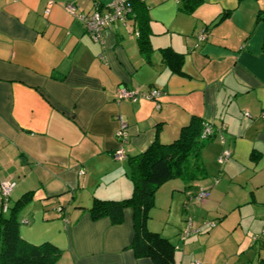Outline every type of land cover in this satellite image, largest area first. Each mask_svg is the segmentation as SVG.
Here are the masks:
<instances>
[{"label":"crops","instance_id":"crops-1","mask_svg":"<svg viewBox=\"0 0 264 264\" xmlns=\"http://www.w3.org/2000/svg\"><path fill=\"white\" fill-rule=\"evenodd\" d=\"M111 1L0 0V184H14L10 204L34 194L18 214L20 237L56 246L57 264H153L129 249L131 209L111 225L75 207L128 197V159L154 140L172 142L195 116L213 131L203 167L218 170L192 194L202 188L209 197L185 207L182 185L164 184L157 193L184 224L156 227L149 217L147 228L174 246L173 264H264V0H202L190 14L181 0H143L148 61L133 14L104 30L101 44L77 20ZM166 48L183 56L180 74L163 61ZM121 87L161 95L118 100ZM119 118L128 133L122 161L114 159ZM223 147L231 156L220 166ZM195 210L216 224L192 222L200 232L180 240Z\"/></svg>","mask_w":264,"mask_h":264},{"label":"trees","instance_id":"trees-1","mask_svg":"<svg viewBox=\"0 0 264 264\" xmlns=\"http://www.w3.org/2000/svg\"><path fill=\"white\" fill-rule=\"evenodd\" d=\"M142 1L126 0L130 8L127 16L133 14L137 21L139 51L148 61L151 48L145 25L147 9ZM201 1L181 0V10L190 14ZM160 53L168 68L173 73L180 74L183 56L169 48L160 50ZM204 125L200 118L193 116L172 142L162 144L154 140L146 150L130 157L128 178L132 191L128 197L118 200L94 197L88 209L78 206L75 208L86 212L93 222L107 219L111 225H120L125 209H131L133 237L129 249L134 256L149 258L153 264H173L174 246L159 233L147 228L149 210L153 207L157 191L170 180L180 179L188 183L204 179L205 169L200 155L213 139V135L207 139L200 138ZM33 196V192H27L12 204L9 203V198L0 199V264H57L62 256V251L51 243L34 245L19 235L18 214L33 201ZM188 200L189 195L186 196L185 207ZM4 202H7L5 211L2 210ZM59 211L61 217H64L65 209L59 208Z\"/></svg>","mask_w":264,"mask_h":264},{"label":"built area","instance_id":"built-area-1","mask_svg":"<svg viewBox=\"0 0 264 264\" xmlns=\"http://www.w3.org/2000/svg\"><path fill=\"white\" fill-rule=\"evenodd\" d=\"M50 3L48 4V6ZM66 9L70 14L74 16V9L70 6H67ZM130 12V8L126 3V0H112L107 7L105 8L104 12L101 11H94L89 14H81L77 15V20L83 25L85 31L88 33L90 38L96 43H103L102 33L104 30L111 28L115 23L124 21L127 17L128 13ZM47 14V12H45ZM202 39V36L199 37ZM161 95V92L157 89H151L146 93H138L136 91L127 90L125 88H118L116 91V98L118 100H126L129 102H136L139 99L144 100H155ZM261 117L264 119V111L261 112ZM223 130V127L222 129ZM213 135L212 128L205 124L203 126V130L201 132V139H207ZM115 139L119 143V149L114 153V159L118 161H122L125 158L124 150L122 149V145L127 142L128 133H127V125L122 119H118V128L115 131ZM220 144H224V138L222 135L219 136ZM231 156L230 150L226 147H223L221 150L218 158L217 163L220 166H223L228 163L229 158ZM217 180L214 181L216 183ZM12 183L10 182H3L0 184V196L3 200L8 198L12 188ZM209 197V192L202 188H199L198 191L192 195H189V200L194 202H202L203 200ZM2 200V199H1ZM7 207V202L2 204V210L5 211ZM208 227H214L213 223H206ZM200 228L194 229L192 227V220L187 218L186 220V227L182 231L180 235V240H185L187 237L199 233ZM190 264H201L198 261H193Z\"/></svg>","mask_w":264,"mask_h":264},{"label":"rangeland","instance_id":"rangeland-1","mask_svg":"<svg viewBox=\"0 0 264 264\" xmlns=\"http://www.w3.org/2000/svg\"><path fill=\"white\" fill-rule=\"evenodd\" d=\"M206 159L208 161V156H206ZM209 160L211 162L210 156H209ZM217 170H218V166L216 164L209 163L208 165H205V172L207 175H205L204 179H201V180L202 181L208 180L209 176L213 175ZM174 183H176L178 185H182L180 189L182 191H184L185 196H188V195H191L193 192L196 191V188L198 186L197 183H199V182L194 181V182H188L187 183V182L181 181L180 179H172L165 184H168L167 186L169 187V186H172V184H174ZM183 186H185V190L182 189ZM160 192H162V193H160ZM159 193H160L159 200L157 199L158 195L155 194L156 200H154L153 207L149 210V217H152V219H151L152 225L156 226V227H158V226L160 227L163 224H165L166 221H168L167 223H169V225L172 227V225L177 224L178 221L183 223V221H181V218L179 216V210H177L176 213L172 214V212L174 210V206L171 208V210L169 212V209L167 208V206H168V199L166 197L167 194L164 191H159L157 194H159ZM203 217L201 216V213L199 214L198 211L195 210L194 217L192 216L189 218L192 220L193 224H196V225H198V223H199V225L200 224L202 225V222L204 223L205 226L207 225L206 223L216 224V222L212 219V217H209V218L208 217L203 218ZM202 219H206V220H203L202 222H200V220H202ZM199 227L200 226L194 227V228H199ZM201 227H204V226H201ZM149 231H152V230H149ZM153 232H157V231H153ZM250 246H251V244H250ZM253 250H254V247H253ZM247 256H250V255L247 254Z\"/></svg>","mask_w":264,"mask_h":264}]
</instances>
